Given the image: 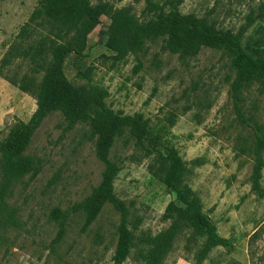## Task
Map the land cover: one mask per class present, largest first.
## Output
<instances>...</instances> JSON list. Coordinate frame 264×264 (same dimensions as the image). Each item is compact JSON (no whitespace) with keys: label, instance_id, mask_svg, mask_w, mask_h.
I'll use <instances>...</instances> for the list:
<instances>
[{"label":"rangeland","instance_id":"obj_1","mask_svg":"<svg viewBox=\"0 0 264 264\" xmlns=\"http://www.w3.org/2000/svg\"><path fill=\"white\" fill-rule=\"evenodd\" d=\"M41 1L2 0L0 64ZM91 1L129 7L143 19L144 0ZM263 9L264 0H183L180 6L185 16L217 30L237 34L250 24L245 43L251 46L264 38ZM110 23L102 18L88 35L86 56L69 58L64 70L76 84L106 88L108 107L140 123L147 139L139 142L133 128L123 126L108 166L98 155L90 127L78 124L68 130L64 117L56 112L45 119L23 156L10 158L1 146L15 123L29 122L37 100L0 76V197L7 193L19 221L17 227L0 231V264H114L124 212L137 237L170 238L157 264H264V149L260 193L254 189L253 129L264 127L263 83L254 82L243 91L242 111L252 127L245 126L234 109L235 70L227 51L208 48L198 37L166 36L149 42L147 54L117 63L107 39H100ZM45 29H38L29 41L45 36ZM261 52L264 55V45ZM33 73L31 63L22 59L5 72L18 79ZM46 74L42 70L37 78ZM259 134L264 136V129ZM167 146L174 147L185 162V183L202 210L233 245L214 248L202 262L203 240H190L191 216L183 213L185 218L177 224L164 219L168 205L175 201L160 169ZM30 159L35 161L33 168L41 171L35 178L33 171L18 175ZM124 264L144 263L136 262L133 253Z\"/></svg>","mask_w":264,"mask_h":264},{"label":"trees","instance_id":"obj_2","mask_svg":"<svg viewBox=\"0 0 264 264\" xmlns=\"http://www.w3.org/2000/svg\"><path fill=\"white\" fill-rule=\"evenodd\" d=\"M1 2L2 0L0 5ZM144 2L141 19L131 8H115L107 1H99L97 4H93L91 0L41 1L30 20L21 28L18 43L9 48L0 64L1 77L37 100V110L29 122L15 123L1 146L11 153L10 158L20 159L45 119L56 112L64 117L68 130L78 124L90 127L92 136L97 139L98 155L108 166H111L108 157L115 137L122 133L123 126H131L139 142L147 139L148 133L140 123L131 118H123L108 107L109 92L106 88L91 83L76 84L68 79L64 70L69 58L81 59L86 56L88 35L96 26L101 25L103 17L110 19L111 23L107 30L100 32V39H107V46L117 63L125 61L131 55L147 54L149 42L166 36L178 40L198 37L201 44L208 48L227 51L232 57L235 70L231 85L234 109L241 123L252 127L242 111L241 103L244 102L243 91L254 82L264 85V55L261 52L264 38H257L251 46L245 43V33L250 24L234 34L185 16L180 10L183 0ZM249 21L253 23L251 16ZM38 29H45L48 33L39 40L30 42ZM256 33L259 32L256 30ZM18 59L31 63L34 71L32 77L23 76L18 79L5 74L8 67ZM42 70H47V74L39 80L37 76ZM253 129L257 137L254 189L263 193L259 181L263 167L260 152L264 149V136L259 133L264 127L257 126ZM165 150L166 154L161 156L160 169L165 175L163 182L174 194L176 202L168 205L164 219L177 224L185 218L183 213L191 216L193 230L190 240L197 243L203 240L199 262L204 261L214 248H232L231 241L219 235L214 222L204 213L199 200L185 183L186 164L177 150L172 146H167ZM34 164V160H26L27 167L18 175L23 176L33 171L31 178H35L41 169H34ZM106 188V193H110L109 184H106ZM7 199V193L0 197L1 232L19 225L16 210ZM114 200L111 197V201ZM178 203L185 209L178 207ZM118 206L124 210L123 205ZM169 244L170 238L164 234L137 237L130 228L128 213L124 212L118 228L113 263L124 264L134 253L138 263L157 264L162 258L159 257V252Z\"/></svg>","mask_w":264,"mask_h":264}]
</instances>
